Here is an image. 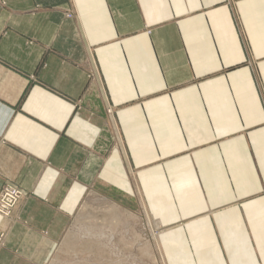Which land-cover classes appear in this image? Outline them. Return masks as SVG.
<instances>
[{
	"label": "crops",
	"instance_id": "crops-1",
	"mask_svg": "<svg viewBox=\"0 0 264 264\" xmlns=\"http://www.w3.org/2000/svg\"><path fill=\"white\" fill-rule=\"evenodd\" d=\"M159 170L224 215L163 264H264V0H0V188L23 193L0 264H46L90 186Z\"/></svg>",
	"mask_w": 264,
	"mask_h": 264
},
{
	"label": "rangeland",
	"instance_id": "rangeland-1",
	"mask_svg": "<svg viewBox=\"0 0 264 264\" xmlns=\"http://www.w3.org/2000/svg\"><path fill=\"white\" fill-rule=\"evenodd\" d=\"M67 17L70 18V15ZM163 170L165 171V169ZM171 170L176 171L177 166L174 165ZM161 173L160 170L152 173L154 178L152 181L147 180L149 176L143 177L145 180H140L139 185H134V183L126 180V182L116 184L101 183L103 184L101 185L95 183L90 186L88 192L75 206L72 222L46 264H111L117 260L116 257H121L123 263L127 260L124 264H163L161 250L163 240L170 243L168 249L173 257H176L177 254L194 255L196 247L190 243L189 245L184 244L181 239L189 238L190 240L193 237L213 236V231L207 227V224L201 223V220L209 221L212 219L215 221V216L218 215L219 221L224 218V215H211L205 203H200V201L205 200L201 194L202 189H196L194 192V189L191 191L183 189L181 183L182 189L177 186L179 184L177 182L164 183L160 180ZM7 187L16 188L5 185L0 188V191ZM167 188H169L171 195H166L165 189ZM20 193V198L9 217L0 216L2 220L10 219L14 208L23 199V193L21 191ZM112 203L117 205L120 212L115 234L111 235L108 232L110 229L107 228L104 231L106 235L101 239L99 238L100 242H105L104 244L109 247L110 251L107 250V254L104 256L101 255L103 251L99 254L96 250L90 251L88 254L86 252L81 253L82 238H92L90 241H97L94 240L97 236L94 237L92 234L86 235L85 233L89 226L94 228L91 232L97 231L98 226L93 225L95 223L93 217L97 210L107 208L105 206H112ZM219 232L217 230L213 233H217V237H219ZM3 236V233H0V241L3 240ZM72 243L77 245V255L72 254L69 246H67ZM142 251L146 252L143 253ZM113 253L114 255H112ZM102 257L101 263L97 259ZM111 260L113 261L111 262Z\"/></svg>",
	"mask_w": 264,
	"mask_h": 264
},
{
	"label": "bare ground",
	"instance_id": "bare-ground-1",
	"mask_svg": "<svg viewBox=\"0 0 264 264\" xmlns=\"http://www.w3.org/2000/svg\"><path fill=\"white\" fill-rule=\"evenodd\" d=\"M105 207H107V208H101V209H99V210H97V212H96V214L94 215V217L93 218H95V223L93 224V225H97L98 227V229H97V231H94V232H91L94 228L93 227H91V226H89L88 228H86V235H90V234H92L94 237L95 236H97L94 240H97V241H90L92 238H90V239H86V238H82V249H81V253H90V251H95L96 250V252L98 251V253L99 254H101L102 256H104V254H107L106 252H107V250H109V247L106 245V244H104V243H102V241L100 242V239H101V237H103L104 235H106L105 233H104V231H105V229H110L108 232L109 233H111V235H114L115 233H114V231L116 230L115 228H116V226H117V224H118V222H119V209L117 208V205L115 206V204L114 203H112V206H105ZM83 210H84V208H83ZM92 218V219H93ZM84 220H85V218H84ZM88 220H89V218H88ZM87 220V221H88ZM94 220V219H93ZM86 226V225H85ZM84 226V227H85ZM88 226V225H87ZM79 231V230H78ZM107 232V231H106ZM107 232V233H108ZM108 233V234H109ZM110 236V235H109ZM120 237V236H119ZM100 238V239H99ZM110 238V237H109ZM73 239V238H72ZM103 239V238H102ZM105 239V238H104ZM81 240V239H80ZM116 240V239H115ZM72 242V241H71ZM110 242V241H109ZM113 242V241H112ZM122 243V242H121ZM67 246H69V249L72 251V254H74V255H77L76 253V251H78V248H77V245H75V244H69V245H67ZM80 246H81V244H80ZM125 247V246H124ZM121 248V247H120ZM130 248H131V246H130ZM112 249V248H111ZM125 249V248H124ZM128 249V248H127ZM132 249V248H131ZM142 249V248H141ZM101 251H103V252H101ZM110 251V250H109ZM115 251V250H114ZM101 252V253H100ZM143 252V251H142ZM144 252H146V251H144ZM143 252V253H144ZM110 253V252H109ZM116 253V252H115ZM124 253H125V250H124ZM92 254V253H91ZM95 254V253H94ZM111 254V253H110ZM117 254V253H116ZM132 254V253H131ZM98 255V254H97ZM112 255H114V253L112 254ZM112 255H110V256H112ZM93 256V255H92ZM116 256H118V255H116ZM89 257H91V256H89ZM89 257H87L88 259H89ZM94 257V256H93ZM94 258H96V257H94ZM111 258V257H110ZM114 259H115V257H113ZM121 258V257H120ZM120 258H117L116 257V261L114 262L113 260H111V262L113 261V263H111V264H124L123 262H122V259H120ZM102 259H103V257L100 259H97L98 261H102ZM105 259V258H104ZM109 260V259H108ZM124 261V260H123ZM108 262V261H107ZM99 263V262H98ZM102 263V262H101ZM105 263V262H104ZM82 264V263H81ZM103 264V263H102ZM106 264V263H105Z\"/></svg>",
	"mask_w": 264,
	"mask_h": 264
},
{
	"label": "built area",
	"instance_id": "built-area-1",
	"mask_svg": "<svg viewBox=\"0 0 264 264\" xmlns=\"http://www.w3.org/2000/svg\"><path fill=\"white\" fill-rule=\"evenodd\" d=\"M20 191L16 188L7 187L0 191V216L8 218L13 207L20 198Z\"/></svg>",
	"mask_w": 264,
	"mask_h": 264
}]
</instances>
